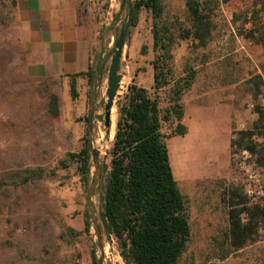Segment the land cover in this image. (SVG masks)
I'll return each mask as SVG.
<instances>
[{
  "label": "rangeland",
  "instance_id": "rangeland-1",
  "mask_svg": "<svg viewBox=\"0 0 264 264\" xmlns=\"http://www.w3.org/2000/svg\"><path fill=\"white\" fill-rule=\"evenodd\" d=\"M123 0H76L79 20L92 43L91 60L96 75L77 80V98L71 96L72 78L32 67L35 39L20 16L28 0H0V264H126L116 238L101 231L102 243L89 210V188L96 171L92 151L89 183L82 182L80 163L70 157L79 152L92 129L93 149H98L100 178L92 204L102 225V196L110 169V140L118 119V101L136 82L153 91V15L144 6L125 38L118 75L122 77L115 98L116 119L104 147L105 105L113 49L128 19ZM139 0H128L133 5ZM159 23L174 35L170 66L172 82L160 91L165 111L173 95L174 79L195 73L184 93L187 128L175 133L178 122L163 124L175 179L187 200L191 226L188 248L178 264H264V229L255 241L240 249L229 245L231 189L244 190L250 201L264 199V167L252 155L237 152L233 158L231 139L250 129L264 112V46L241 33L254 27L244 24L252 14L254 0H196L212 20L213 30L202 46L185 38L191 26L187 0H160ZM256 20V19H255ZM261 22H264L262 14ZM258 22V21H257ZM245 28V29H244ZM99 88L90 124L92 98ZM263 82V83H262ZM56 99V104L54 101ZM116 134V133H115ZM185 139H187L185 141ZM204 141L186 148L182 142ZM264 145V135L256 138ZM43 176L22 183L29 171ZM89 221L90 229L86 230ZM103 248V249H101Z\"/></svg>",
  "mask_w": 264,
  "mask_h": 264
},
{
  "label": "trees",
  "instance_id": "trees-1",
  "mask_svg": "<svg viewBox=\"0 0 264 264\" xmlns=\"http://www.w3.org/2000/svg\"><path fill=\"white\" fill-rule=\"evenodd\" d=\"M222 1L228 3L232 0ZM143 6L152 12L154 19L153 48L157 55L152 61L153 91L133 82L117 103V129L110 139L115 137L102 196V225L99 227L108 237L116 238L126 264H178L188 248L191 226L187 200L172 169L163 124L174 119L178 122L175 133L182 135L186 132L187 127L181 123L184 115L182 97L192 86L195 73L190 72L183 79H174L170 104L163 111L160 91L172 82L174 71L170 66V49L174 35L159 23L163 11L160 0L137 1L132 25H135ZM187 6L191 26L186 30L185 38L192 37L204 46L212 35V20L200 2L187 0ZM121 7L122 10L129 9L128 0H123ZM251 12L249 16L252 17H247L244 24L252 22L254 27L244 30L241 35L264 46V22L260 21L264 14V0H254ZM84 73L90 83H95L92 64L87 72L72 75L70 91L73 98L78 96L76 77ZM258 112L259 118L252 128L241 130L233 136L231 148L233 158L237 152L247 151L257 166L264 167V145L255 139L264 135V112ZM88 142L89 139L79 152L69 155L80 163L81 179L85 184L89 183L91 174ZM42 172L29 171L30 175L23 177L21 182L29 183L41 178ZM4 183L0 182V186ZM237 191L231 189L227 197L229 245L236 250L255 241L264 229V199L250 201L244 190L240 193ZM89 229L90 223L87 221L86 230ZM92 257L97 264L95 252Z\"/></svg>",
  "mask_w": 264,
  "mask_h": 264
},
{
  "label": "crops",
  "instance_id": "crops-1",
  "mask_svg": "<svg viewBox=\"0 0 264 264\" xmlns=\"http://www.w3.org/2000/svg\"><path fill=\"white\" fill-rule=\"evenodd\" d=\"M20 18L35 39L30 43L36 56L33 68L65 78L88 71L92 43L87 27L79 20L76 0H28V7ZM198 140L180 145L188 148L204 142Z\"/></svg>",
  "mask_w": 264,
  "mask_h": 264
},
{
  "label": "water",
  "instance_id": "water-1",
  "mask_svg": "<svg viewBox=\"0 0 264 264\" xmlns=\"http://www.w3.org/2000/svg\"><path fill=\"white\" fill-rule=\"evenodd\" d=\"M133 13H134V5L131 2L129 4V9H128L127 23H126L125 27L122 29L118 39L116 40L115 47L113 49L114 56L112 58V64H111V68H110L109 88L107 90V103L105 105V116H104V120H105L104 125H105L106 129L111 127V125H112V110H113L114 105H115V98L117 96V92L119 90L120 82L122 79V77L120 75H118L119 64H120V60L122 57L123 48L125 45V38H126L127 32L129 30V27L131 25V21L133 18ZM100 82L101 81L98 80L97 86H96L95 91L93 93L90 124H91L93 116H94V103H95V99H96V95H97V89L99 88ZM89 135H90L89 136V147H90V150L92 151V154L94 157V163H95V167H96V171L94 172V174L92 176V180H91V184H90V188H89V196H88V198H89V210L93 215V226H94V229L96 230V233L98 235L99 243L101 244L102 243L101 230H100L98 219H97V216L95 214V211L93 209V204H92L94 191H95V188H96L97 183H98L99 178H100V166L98 163V156L100 154V151L98 149L97 150L93 149L91 125H90ZM101 249H103V248H101ZM98 264H103V256H102V258L98 259Z\"/></svg>",
  "mask_w": 264,
  "mask_h": 264
},
{
  "label": "bare ground",
  "instance_id": "bare-ground-1",
  "mask_svg": "<svg viewBox=\"0 0 264 264\" xmlns=\"http://www.w3.org/2000/svg\"><path fill=\"white\" fill-rule=\"evenodd\" d=\"M117 117V111H116V108L114 106L113 110H112V120L116 119ZM110 130H111V127L107 128L104 132H105V138L103 139L104 143H102L99 147H104L106 145V140L108 141V137H109V134H110Z\"/></svg>",
  "mask_w": 264,
  "mask_h": 264
}]
</instances>
